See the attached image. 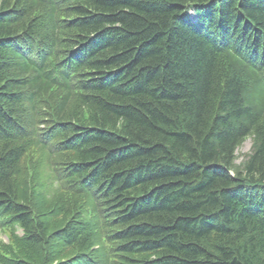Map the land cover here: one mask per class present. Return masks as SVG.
Here are the masks:
<instances>
[{"label":"trees","instance_id":"obj_1","mask_svg":"<svg viewBox=\"0 0 264 264\" xmlns=\"http://www.w3.org/2000/svg\"><path fill=\"white\" fill-rule=\"evenodd\" d=\"M0 232V264H264V0H0Z\"/></svg>","mask_w":264,"mask_h":264},{"label":"rangeland","instance_id":"obj_2","mask_svg":"<svg viewBox=\"0 0 264 264\" xmlns=\"http://www.w3.org/2000/svg\"><path fill=\"white\" fill-rule=\"evenodd\" d=\"M250 147H251V139L247 138L246 140H244L242 142V144L240 145V147L237 149L236 151V155H237V163L241 162L244 158V155L246 153H248L250 151ZM7 236L4 232H0V241L4 242V243H8V241L6 240ZM32 257H35L36 254H39L38 251H31L29 253Z\"/></svg>","mask_w":264,"mask_h":264},{"label":"bare ground","instance_id":"obj_3","mask_svg":"<svg viewBox=\"0 0 264 264\" xmlns=\"http://www.w3.org/2000/svg\"><path fill=\"white\" fill-rule=\"evenodd\" d=\"M200 10V9H199ZM254 22V21H253ZM41 41V40H40ZM83 42V41H82ZM87 45V44H86ZM256 45V44H255ZM178 178V177H177ZM195 187V186H194ZM163 260V259H162ZM169 261V260H168ZM156 264V263H155Z\"/></svg>","mask_w":264,"mask_h":264}]
</instances>
